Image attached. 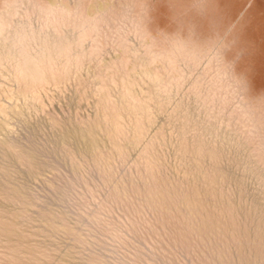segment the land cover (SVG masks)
<instances>
[{
  "label": "rangeland",
  "instance_id": "obj_1",
  "mask_svg": "<svg viewBox=\"0 0 264 264\" xmlns=\"http://www.w3.org/2000/svg\"><path fill=\"white\" fill-rule=\"evenodd\" d=\"M0 264H264V0H0Z\"/></svg>",
  "mask_w": 264,
  "mask_h": 264
}]
</instances>
